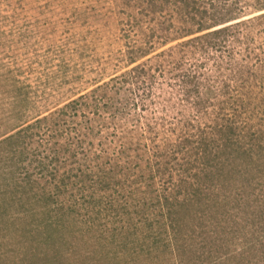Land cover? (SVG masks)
Wrapping results in <instances>:
<instances>
[{"label": "trees", "instance_id": "16d2710c", "mask_svg": "<svg viewBox=\"0 0 264 264\" xmlns=\"http://www.w3.org/2000/svg\"><path fill=\"white\" fill-rule=\"evenodd\" d=\"M140 5L123 70L0 139V202L80 264H264V0Z\"/></svg>", "mask_w": 264, "mask_h": 264}, {"label": "rangeland", "instance_id": "374dc122", "mask_svg": "<svg viewBox=\"0 0 264 264\" xmlns=\"http://www.w3.org/2000/svg\"><path fill=\"white\" fill-rule=\"evenodd\" d=\"M140 8V0H0V139L123 70ZM4 199L0 264H80L68 248L57 251L58 239L33 232L27 208ZM247 235L250 246L263 234Z\"/></svg>", "mask_w": 264, "mask_h": 264}]
</instances>
